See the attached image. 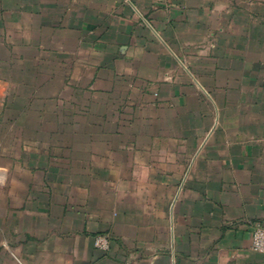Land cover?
<instances>
[{
    "label": "crops",
    "instance_id": "0c3cea01",
    "mask_svg": "<svg viewBox=\"0 0 264 264\" xmlns=\"http://www.w3.org/2000/svg\"><path fill=\"white\" fill-rule=\"evenodd\" d=\"M20 81L68 132L0 165V264H264V0H0Z\"/></svg>",
    "mask_w": 264,
    "mask_h": 264
},
{
    "label": "rangeland",
    "instance_id": "374dc122",
    "mask_svg": "<svg viewBox=\"0 0 264 264\" xmlns=\"http://www.w3.org/2000/svg\"><path fill=\"white\" fill-rule=\"evenodd\" d=\"M43 83L44 82H39L40 88V85ZM21 84L22 81L17 83V87L20 85L18 87V89H20H17V91L16 88L14 90L11 89V87L9 88V84L0 82V95L8 92L7 96H0V157H3L4 159L0 160V165L8 168L14 167L13 165L15 164L13 157L10 156H14V154L25 155L26 152L40 154L43 151L42 149L45 148L42 144L37 148V146H32L30 144L16 143V140L20 138H39L41 141V139L44 140L48 137L54 138L57 142L52 151L54 153H61L63 152V144H61L63 140L62 138L68 132L66 129L56 128L55 126L58 121L62 122L63 120H66L68 113H62L61 111L64 100H67V98H64L63 100L62 96H59L54 100H51V98L46 95L30 97L25 94H28L39 87L35 88L34 86H27L24 88ZM40 88L38 90H40ZM10 92H12L11 95H9ZM40 92H42V90ZM16 93L19 95H16ZM46 107L56 109V111L53 113L38 111L39 108L45 109ZM24 109H27L28 111L26 112ZM45 122H53V124H50L47 128L34 127L38 124H44ZM72 132L73 130H70V134ZM25 162L29 163L30 161L28 160L27 162L23 160V163Z\"/></svg>",
    "mask_w": 264,
    "mask_h": 264
},
{
    "label": "built area",
    "instance_id": "2783aa9c",
    "mask_svg": "<svg viewBox=\"0 0 264 264\" xmlns=\"http://www.w3.org/2000/svg\"><path fill=\"white\" fill-rule=\"evenodd\" d=\"M95 246L103 251L110 249V238L108 235H99L95 238ZM251 247L254 251L264 254V227L257 226L252 234Z\"/></svg>",
    "mask_w": 264,
    "mask_h": 264
}]
</instances>
